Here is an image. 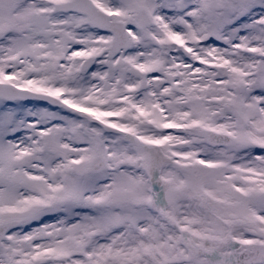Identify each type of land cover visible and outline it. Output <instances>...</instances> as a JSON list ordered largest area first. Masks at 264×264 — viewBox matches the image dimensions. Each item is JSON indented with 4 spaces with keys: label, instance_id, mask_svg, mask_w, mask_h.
<instances>
[{
    "label": "snow or ice",
    "instance_id": "obj_1",
    "mask_svg": "<svg viewBox=\"0 0 264 264\" xmlns=\"http://www.w3.org/2000/svg\"><path fill=\"white\" fill-rule=\"evenodd\" d=\"M0 264H264V0H0Z\"/></svg>",
    "mask_w": 264,
    "mask_h": 264
}]
</instances>
